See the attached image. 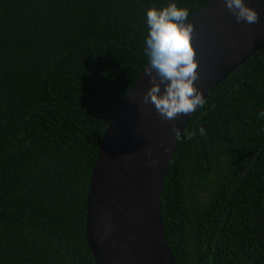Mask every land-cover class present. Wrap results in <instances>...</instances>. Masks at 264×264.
I'll use <instances>...</instances> for the list:
<instances>
[{
  "label": "trees",
  "instance_id": "1",
  "mask_svg": "<svg viewBox=\"0 0 264 264\" xmlns=\"http://www.w3.org/2000/svg\"><path fill=\"white\" fill-rule=\"evenodd\" d=\"M209 1L175 0L188 18ZM168 2L0 0V264H94L90 175L148 63L145 12ZM261 110L264 49L206 96L170 159L160 204L176 264H264Z\"/></svg>",
  "mask_w": 264,
  "mask_h": 264
},
{
  "label": "water",
  "instance_id": "2",
  "mask_svg": "<svg viewBox=\"0 0 264 264\" xmlns=\"http://www.w3.org/2000/svg\"><path fill=\"white\" fill-rule=\"evenodd\" d=\"M244 3L257 12L255 23H237L224 0H210L186 21L193 26L198 64L194 87L203 100L264 49V0ZM147 66L108 123L90 175L84 231L94 264H176L164 235L160 196L168 164L193 113L165 120L145 102L152 86ZM174 128L180 130L178 138Z\"/></svg>",
  "mask_w": 264,
  "mask_h": 264
},
{
  "label": "clouds",
  "instance_id": "3",
  "mask_svg": "<svg viewBox=\"0 0 264 264\" xmlns=\"http://www.w3.org/2000/svg\"><path fill=\"white\" fill-rule=\"evenodd\" d=\"M224 4L237 23L251 24L258 19L257 12L246 6L244 0H224ZM188 15L175 0H169L165 7L146 10L144 16L147 34L143 51L148 61L145 73L152 84L144 100L150 102L165 120L179 114H192L204 104L201 93L194 87L198 64L191 44L193 26L186 23ZM257 115L264 119V110ZM198 131L201 136L205 134L203 128ZM173 136H180L178 128L173 129Z\"/></svg>",
  "mask_w": 264,
  "mask_h": 264
}]
</instances>
